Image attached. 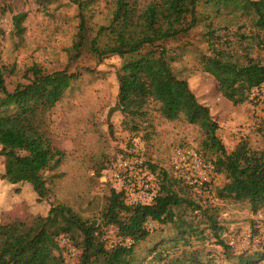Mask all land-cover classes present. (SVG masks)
Wrapping results in <instances>:
<instances>
[{"label":"rangeland","instance_id":"rangeland-1","mask_svg":"<svg viewBox=\"0 0 264 264\" xmlns=\"http://www.w3.org/2000/svg\"><path fill=\"white\" fill-rule=\"evenodd\" d=\"M78 2L83 4L82 8ZM112 6V0H0L3 32L0 64L8 91L18 83L27 82L30 75L26 71L32 66L48 73L65 69L78 74L47 115L50 136L55 146L64 152L59 164L45 173L48 196L38 201L29 184L7 183L3 179L4 159L0 157V224L45 216L49 208L58 203L101 224L99 217L108 189L112 187L109 182H101V176L117 160L129 159L141 162L156 178L160 175L158 180L163 173L176 179L180 182V194L192 203L178 211L200 234L198 238L192 237L188 246L178 243L170 257L197 252L202 261L211 259L216 264H226V255L216 243L208 217L216 221V235L228 245L231 254L263 251L264 90H253L241 105H233L221 96L215 80L199 70L198 55L209 53L203 25L169 43L172 49H182V58L170 65L172 72L186 79L198 103L208 108L217 123V136L237 163L239 173L256 186L254 205L248 200L220 197L219 190L226 178L214 172L211 155L201 146L203 132L210 125L201 110L189 101L184 87L172 80L158 53H145L134 66L149 72L148 78L155 90V101L148 106L145 119L135 121L136 131L128 124L130 120L115 109L116 74L127 68L128 61L115 55L99 60L86 49L79 56H73L79 13L83 14L89 36H92L90 31L97 26L109 24ZM206 10L199 8L200 12ZM15 14L25 17L20 34L12 28L11 17ZM223 25L228 29L216 31L221 47L227 46L239 57L247 54L264 60V31L253 28L244 19L215 20L216 27ZM203 209L207 214L202 213ZM146 225L150 237L135 246V253L149 259L147 250L151 246L177 236L171 224L148 222ZM104 231L107 247L122 241L114 227L104 228ZM60 245L65 249L67 262L74 264L78 252L66 239H60Z\"/></svg>","mask_w":264,"mask_h":264},{"label":"trees","instance_id":"trees-1","mask_svg":"<svg viewBox=\"0 0 264 264\" xmlns=\"http://www.w3.org/2000/svg\"><path fill=\"white\" fill-rule=\"evenodd\" d=\"M112 3L109 24L97 26L90 31L92 36H89L83 14L79 13L73 56H79L86 49L99 60L115 55L128 61L127 68L116 74L118 98L115 109L124 119L130 120L128 124L136 131L135 121L145 119L148 106L155 101V90L154 83L148 78L149 72L134 66L145 53H158L172 80L184 87L189 101L201 110L210 125L203 132L201 146L211 155L214 172L226 178L219 196L248 200L254 205L256 186L249 184L239 173L237 163L217 136V123L208 108L198 103L186 79L178 78L172 72L170 65L182 58V49H172L169 43L186 37L196 26L203 25L209 53L198 55L199 70L215 80L223 98L233 105H241L253 90H264V60L247 54L239 57L227 46L221 47L216 31L228 27H216L215 20L244 19L253 28L264 31V0H112ZM78 5L79 8L83 6L81 2ZM200 7L207 9L206 12H200ZM24 18L22 14L11 17L12 28L18 34L23 30ZM26 74L30 75L26 83H18L8 91L0 64V157L4 159L3 179L9 184H29L37 200L41 201L49 194L45 173L54 169L64 156L50 136L47 115L78 74L65 69L48 73L38 66L28 68ZM150 167L154 168L153 165ZM159 185L158 196L147 205L129 204L122 190L109 187L99 217L101 224L83 218L69 206L59 203L52 205L45 216L0 224V264H69L60 239H66L78 252L74 264H216L211 259L202 261L197 252L170 257L178 243L188 246L191 238H198L200 233L183 214H179L183 205H192L180 194V182L163 173ZM195 208L200 210L198 206ZM202 213L207 214V210L203 209ZM148 222L171 224L177 236L151 246L147 250L149 259L135 253V246L150 237ZM208 224L226 255V264H260L264 261V250L237 256L231 254L228 245L216 235V221L208 217ZM108 227H114L122 240L111 247H107L103 239L104 228Z\"/></svg>","mask_w":264,"mask_h":264},{"label":"built area","instance_id":"built-area-1","mask_svg":"<svg viewBox=\"0 0 264 264\" xmlns=\"http://www.w3.org/2000/svg\"><path fill=\"white\" fill-rule=\"evenodd\" d=\"M196 158L193 154V159ZM106 174L101 176V182H109L112 188L122 190L129 204H150L160 192L158 178L144 168L141 162L119 159L111 165Z\"/></svg>","mask_w":264,"mask_h":264}]
</instances>
